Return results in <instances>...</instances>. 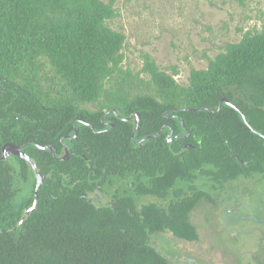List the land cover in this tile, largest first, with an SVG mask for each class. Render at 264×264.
<instances>
[{
  "label": "trees",
  "instance_id": "trees-1",
  "mask_svg": "<svg viewBox=\"0 0 264 264\" xmlns=\"http://www.w3.org/2000/svg\"><path fill=\"white\" fill-rule=\"evenodd\" d=\"M118 17L113 0H0V154L6 143L24 146L52 172L50 199L42 187L37 209L18 225L20 172L29 166L0 161V264H168L153 235L197 240L191 213L203 198L264 178V27L228 44L181 86L149 56L141 73L124 69L126 36L111 26ZM223 98L246 122L226 104L218 111ZM112 109L140 114L135 141L155 137L133 143V121L112 120L115 128L103 131ZM170 130L177 139L167 144ZM35 144L58 153L67 145L70 159L56 162ZM81 154L112 170L152 174L148 190L169 207L90 203L77 180Z\"/></svg>",
  "mask_w": 264,
  "mask_h": 264
},
{
  "label": "rangeland",
  "instance_id": "rangeland-1",
  "mask_svg": "<svg viewBox=\"0 0 264 264\" xmlns=\"http://www.w3.org/2000/svg\"><path fill=\"white\" fill-rule=\"evenodd\" d=\"M113 1L119 17L111 26L126 36L124 69L141 73L149 56L181 86L189 84L192 70L207 69L228 44L264 27V0ZM251 183L257 185L256 205L264 208V178L239 180L224 197L238 196ZM219 199L216 204L202 201L192 215L206 264H264V227L236 219L232 202H223V191L213 194V201ZM151 244L169 249L161 234L152 236ZM171 258L174 261L176 254Z\"/></svg>",
  "mask_w": 264,
  "mask_h": 264
},
{
  "label": "flooded vegetation",
  "instance_id": "flooded-vegetation-1",
  "mask_svg": "<svg viewBox=\"0 0 264 264\" xmlns=\"http://www.w3.org/2000/svg\"><path fill=\"white\" fill-rule=\"evenodd\" d=\"M135 114L136 113H134L130 117H124L121 116V114L115 109H112L110 111H105V115L102 116L101 118V124L102 127L104 128L103 131H108L110 128L111 129L115 128V123L112 120L126 121V119L129 118L130 119L129 121H133L136 124ZM168 117H178V116L170 115ZM81 124L86 125L87 123L81 122ZM167 128H170L168 124H167ZM91 129H93V127ZM163 129L164 128H162L161 131L156 136H160L162 134ZM101 132L102 131H100L99 133ZM170 132L171 130L169 131L166 137L167 144H172L177 139L176 136L173 135L169 136ZM187 136H189L188 132H187ZM154 137L155 136H148L143 139L135 141L134 140L135 136H134L133 143L139 144ZM172 137L175 138L174 141L168 142V140L171 139ZM178 137H184V135ZM36 145L37 144H35V146ZM66 146L67 145H64L63 153H58L54 149V154L52 153V155L54 156L56 162L68 161L70 159L69 156L67 160H62V158L65 156ZM96 157L105 158V156H101V155ZM110 158H115V157L112 156ZM17 159L20 158L11 157L7 160H17ZM83 161H85V163H83ZM50 162H51V158L49 157L47 164L50 165L49 164ZM111 165L112 164L109 161L106 163L103 162L101 164L99 163V161L97 162L90 161L83 154L79 155V166L81 169L78 172L77 180L80 183L83 191L86 193V195H84L83 198H86L90 203L94 204L97 207L116 208L117 206H119L120 204H122L124 201L127 200L133 202V207L137 211H143L146 207L154 206V205L161 211L169 207L170 203L168 201H165L156 192L148 190L147 187L152 183V179H153L152 174L148 175L146 173H143L138 176L137 174H133L129 167H127V170L125 172L124 170H122V168H119V166L117 170H112ZM118 165L121 164L119 163ZM28 166H29V170L20 172L22 179H21V189L17 194V202L22 207V213L20 219L18 220V225H21L22 220H25V218L28 217L26 215V211L27 209L33 206L35 201L37 173L31 168L29 164ZM83 166H86L88 170H85ZM46 167L47 168H45L44 171H41L37 166V172L41 177L39 198H40V190L43 187L47 199H50L52 172L49 170L48 168L49 166ZM255 178L256 177H251L243 180L252 182ZM196 182L198 187L205 188L204 186H206L205 185L206 182H202L201 180H197ZM235 183L236 182H231L230 184H226L223 187V189L219 191V192L223 191V202L224 201L228 202L229 200L232 202L233 204L232 211L235 213L236 219L254 222L264 227V208L256 205L258 203L257 202L258 191H256L257 185L255 183H251L249 187L246 188L245 191L240 192L238 196L235 195L234 198L224 197L225 195H228V189L231 186H233ZM139 185L143 186L142 190L139 188ZM206 199L208 198L206 197L203 198L201 202ZM208 200L214 202L215 204L216 202L220 201V199L217 201H213L212 194H211V199ZM198 205L193 209L191 213V222H192V215L196 210V208L198 207ZM133 207H131L130 210H132ZM156 234H161L166 239V244L169 246L168 251L163 246L156 247L157 250L167 258L168 264H206L207 260H204L203 257V255L206 252V249L200 245L201 237L199 231H198L199 238L197 240H191V241L176 237L172 235L170 232L162 231ZM261 239L264 240V236ZM173 253L176 254V258L174 261L171 258V254ZM209 264H214V263L210 262Z\"/></svg>",
  "mask_w": 264,
  "mask_h": 264
},
{
  "label": "water",
  "instance_id": "water-1",
  "mask_svg": "<svg viewBox=\"0 0 264 264\" xmlns=\"http://www.w3.org/2000/svg\"><path fill=\"white\" fill-rule=\"evenodd\" d=\"M223 104H226L228 106H230L231 108L235 109L236 111H238L241 115H242V118L243 120L246 122V117L243 115V113L234 105L232 104L227 98H223L221 101H220V106H219V109L218 111L221 110ZM192 111H199L201 109H191ZM136 116V124H135V128H134V135H133V138L135 136V133L138 132V128L140 127V114L139 113H136L135 114ZM130 119L127 118L126 121H129ZM86 126H89L92 128V126L90 124H86ZM183 127L185 128L184 124H183ZM186 129V128H185ZM188 134H189V131L187 130ZM78 129L77 127H75V135L73 137H69L70 140H72L73 138L76 139L78 137ZM173 133V131L171 130L170 132V135L171 136ZM256 134H258L257 132H255ZM174 137H172L171 139L168 140V142H173L174 141ZM39 149H46V150H50L53 154H54V147L53 146H47V147H44V146H40V145H36ZM11 157H15V158H20V159H23L25 160L30 166L31 168L36 171V177H37V185H36V195H35V201H34V204L31 208L27 209L26 211V215L29 216L31 212L35 211L38 207V204H39V188H40V185H41V177L40 175L38 174L37 172V166L36 164L33 162V160L26 154V152L24 151V146H20V145H17V144H14V143H6L3 145L2 147V151H1V154H0V161H4V160H7ZM69 158V149L68 147L66 146L65 147V156L62 158V160H67ZM24 220H22V223H23Z\"/></svg>",
  "mask_w": 264,
  "mask_h": 264
}]
</instances>
